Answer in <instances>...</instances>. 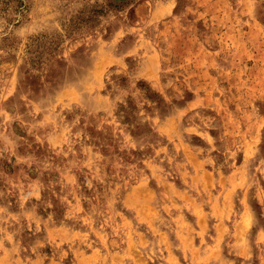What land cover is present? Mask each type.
Wrapping results in <instances>:
<instances>
[{"label":"rangeland","instance_id":"rangeland-1","mask_svg":"<svg viewBox=\"0 0 264 264\" xmlns=\"http://www.w3.org/2000/svg\"><path fill=\"white\" fill-rule=\"evenodd\" d=\"M0 264H264V0H0Z\"/></svg>","mask_w":264,"mask_h":264}]
</instances>
